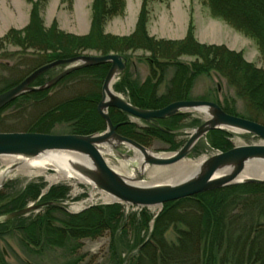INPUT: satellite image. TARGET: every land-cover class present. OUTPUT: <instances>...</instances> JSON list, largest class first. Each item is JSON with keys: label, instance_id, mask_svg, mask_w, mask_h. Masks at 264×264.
<instances>
[{"label": "trees", "instance_id": "trees-1", "mask_svg": "<svg viewBox=\"0 0 264 264\" xmlns=\"http://www.w3.org/2000/svg\"><path fill=\"white\" fill-rule=\"evenodd\" d=\"M202 1L213 17L250 38L264 61V0ZM123 4L124 0H94L92 24L89 32L82 37L62 32L56 26L43 28L38 11L34 9L31 25L25 33L17 35L19 32H10L0 43L11 42L23 46V49L26 46L38 47L41 52L37 58L38 62L41 60L39 65L79 56L85 50L97 51L100 55L112 52L126 57L127 51L143 49L150 53L147 61L149 64L158 63L157 57L161 56L172 66H178L179 81L189 80L187 75L193 77V69L215 70L238 94L246 95L251 105L257 107L264 104L263 70L247 62L241 53L223 47L203 46L193 36L177 43L155 40L146 31L147 16L144 9L130 36L104 35L102 24L109 15L122 10ZM181 55H194L202 62L192 64L191 69H185V66L176 64ZM108 68L109 63H103L72 71L47 89L21 94L0 108V112L14 104L29 108L49 102L48 93L51 89L69 79L86 77L92 79V82L85 91L42 109L26 128V132L52 133L59 125L66 128L67 134L85 135L102 131L105 122L96 107L101 97V82ZM49 73L48 70L40 75L33 84H42ZM144 86H137L130 81L126 73L114 89H129V101L142 109H159L171 101L190 97L180 93L174 99L170 97L167 101H160L153 91ZM222 110L234 114L224 107ZM108 114L113 124L120 123L116 129L118 134L145 146L152 139L173 144V134L168 132V128L177 129L182 118V115H176L139 126L129 121L128 115L118 109L109 108ZM256 117L248 119L257 122ZM261 124L264 125V122ZM226 136L224 131L211 130L210 146L228 149L225 147ZM39 184L27 185L24 191L4 203V197L0 195V215L21 209L28 200L36 199L40 194ZM67 190L66 187H50L40 197V203L52 204L41 207L38 214L32 217L23 215L5 219L0 223V237L15 232L23 252L37 259L47 256L53 250L74 257L73 253L80 247V240L94 239L105 232H110L111 237L119 233L121 237L117 241L113 239L110 244L114 262L118 264L121 258L117 247L121 245V238L126 235L128 227L132 231L131 243L136 251L127 258L126 264H264V183L229 185L167 202L156 216H152L146 208H142L139 214L125 216L120 205L111 204L90 207L76 214L60 212V218L54 217L52 213L60 211L56 203L65 196ZM238 207L241 209L237 210ZM236 219H240V222H236ZM171 224H181L183 228H176L174 240H167L165 231ZM128 244L126 242L129 250L131 246ZM78 260L76 257L66 259L63 264H77ZM0 264H9L1 250Z\"/></svg>", "mask_w": 264, "mask_h": 264}, {"label": "rangeland", "instance_id": "rangeland-1", "mask_svg": "<svg viewBox=\"0 0 264 264\" xmlns=\"http://www.w3.org/2000/svg\"><path fill=\"white\" fill-rule=\"evenodd\" d=\"M93 2L94 0H0V40L13 31L19 32L17 35L25 33L26 28L31 25L30 21L34 9L38 11L43 28L49 29L56 26L62 32L80 37L85 36L92 24ZM143 9L147 16L146 31L155 40L177 43L183 41L188 36H193L194 40L203 46L223 47L226 50L241 53L247 62L254 64L257 68L264 71V61L260 57L254 42L229 24L213 17L202 0H124L122 10L106 18L102 24V33L115 37L130 36L135 31V26L140 19ZM25 48L13 45L11 42L0 43V93L12 87L10 85L13 83H19L34 69L42 66L39 65L41 60L37 61L38 56L41 55L38 47L26 46ZM100 54L97 51L85 50L80 55ZM123 57L126 59V69L115 78L112 90L128 101L130 95L129 89L125 88L122 91L114 89V86L121 81L126 73L130 81L135 82L137 86L144 84V87L153 91L154 96L160 101H167V98L170 97L174 99V96L186 93L185 95L190 96L188 99H179L171 102L183 100L212 101L217 103L221 108L224 107L234 113L231 115L245 119L257 116V122H264V104H260L257 107L251 105L246 95L238 94L227 80L215 70L196 71L193 69V77L187 75L189 80L183 82L182 80H178V66H172L161 56L157 57L156 62L158 63L153 64L147 62L150 53L143 49L127 51L126 57ZM176 61L177 65L181 64L185 66V69H191L192 64L202 62V60L194 55H181ZM179 67L183 69V67ZM65 68V65H59L50 69L49 75H46L45 81L40 85L46 83ZM91 82L92 79L86 77L69 79L49 91V102L47 101L46 103L29 108L20 104L9 106L0 112V132H26V128L37 118L42 109L48 107L50 104L85 91ZM32 85L40 86L33 83ZM179 115H182V118L180 119L178 128L172 130L168 128V132L173 134V144L160 139H152L146 146H143L157 154L177 151L187 140L190 131L204 122L202 113L194 110H187ZM127 119L134 121L139 126L143 124L142 121L132 119L129 116ZM65 131L66 128L59 125L52 130V134H67ZM210 131L198 139L185 160H196L202 156H210L216 152L226 151L227 148L222 150L210 146ZM220 131H224L227 134L225 137V140H227V146H225L228 147L227 150L235 146L252 145L261 142L250 134L226 130ZM104 148L106 147L104 146ZM126 156L132 157L133 153L125 146L117 147L111 154L103 152L106 163L116 171H118L120 163L124 162ZM149 167L155 166L151 165ZM2 168L4 166L0 162V169ZM53 173L54 171L50 169L46 172V174ZM141 180L147 182L149 181V177L143 174ZM38 183L41 186L39 191L41 194L48 185L42 175L31 179L17 175L6 180L0 188V195L4 197L2 203L15 198L24 191L27 185ZM238 184L243 183L233 185ZM52 186L66 187L68 189L65 196L56 203L60 207V211L52 213L57 218L62 216L60 212L76 214L90 207L111 204L120 205L125 216H129L131 213L139 214L142 209L124 203L106 202L99 191L89 185L73 180L59 181L51 184ZM40 194L36 199L28 200L23 207L29 204L40 203ZM240 209L241 207L237 208V210ZM146 210L152 216H156L162 208H146ZM39 211L40 208L31 211L25 216H35ZM8 214L9 212H5L0 215V223L6 219ZM235 221L240 222V219H236ZM151 227L152 220L149 222V231ZM176 228H183V225L176 224L174 226L171 224L165 231L167 240H174ZM126 229L128 231L121 238V245L117 247L121 258V262L118 264H126L127 258L136 251L131 243L133 237L132 231L128 227ZM120 237L119 233L111 237L110 232H105L94 239L84 238L80 240V247L73 253V256L79 259L77 264H115L110 244L113 239L117 241ZM126 242L129 243L128 245L131 246V249L129 248L128 250V247L126 248ZM0 250L9 264H63L66 259L74 258L65 256L59 250H53L47 253V256L44 255L33 259L23 252L15 232L0 237Z\"/></svg>", "mask_w": 264, "mask_h": 264}, {"label": "water", "instance_id": "water-1", "mask_svg": "<svg viewBox=\"0 0 264 264\" xmlns=\"http://www.w3.org/2000/svg\"><path fill=\"white\" fill-rule=\"evenodd\" d=\"M103 63H109V68L101 85V97L96 110L105 122L104 130L85 135L0 132V155L35 157L42 153L53 151L70 152L87 157L94 168L89 172L93 181L92 188L109 196L111 198L110 203H124L141 208H162L164 203L237 183H264V179L255 177L240 181L236 180L247 162L264 164L263 124L228 114L217 103L212 101L183 100L171 102L159 109H142L134 106L113 90L112 92H108V97L106 98L105 91L108 90V86L112 87L115 78L126 69V59L119 54L79 55L46 63L34 69L16 85L1 92L0 108L25 92L39 91L51 87L59 79L72 71ZM59 65H65L66 68L43 85H32L40 75ZM109 108L118 109L132 119L151 124L160 119L179 115L187 110L207 113V115L210 114V117L204 119V122L200 126L190 131L187 140L177 151L165 153L168 155L163 156L151 152L135 140L118 134L116 128L120 123H112L108 114ZM156 126L162 130L159 125L156 124ZM213 129L250 134L261 142L252 145L235 146L223 152L204 156L198 164V168L194 171L191 170V174L185 179L173 184L136 185L129 183V180L127 181L125 177L112 169L103 157V152H107V148L113 151L119 146L131 145L141 152L148 154L146 158L148 166L169 167L184 160L194 148L198 139ZM114 141H118V144H114ZM49 169L53 171V169ZM141 177L142 174L138 176L137 180L142 181ZM50 187L51 184H48L41 192V196ZM48 204L52 203L29 204L9 213L6 219L27 215L31 211Z\"/></svg>", "mask_w": 264, "mask_h": 264}, {"label": "bare ground", "instance_id": "bare-ground-1", "mask_svg": "<svg viewBox=\"0 0 264 264\" xmlns=\"http://www.w3.org/2000/svg\"><path fill=\"white\" fill-rule=\"evenodd\" d=\"M105 91L106 98L108 92H112V87L108 86ZM201 113V112H200ZM204 119H208L210 114L202 113ZM118 144V141H114ZM132 151L133 156L127 157L124 162L120 163L118 173L129 183L136 185H159L177 183L198 168V164L202 160L199 157L196 160H181L180 162L169 167H149L146 163L148 154L141 152L139 149L131 145H125ZM107 153H113L112 149L107 148ZM158 155L166 156L168 154L161 153ZM0 162L4 168L0 169V188L4 182L14 176H24L28 179L37 176H44L48 184H55L59 181L73 180L90 187H93L92 177L89 174L93 170L90 160L87 157L70 153V152H45L35 157H24L18 155H0ZM53 169V174H46L47 170ZM146 174L149 181H138V176ZM250 177L264 179V164L259 162H247L243 171L236 180L240 181ZM106 202H110L111 198L105 194H101ZM80 208V207H79Z\"/></svg>", "mask_w": 264, "mask_h": 264}, {"label": "flooded vegetation", "instance_id": "flooded-vegetation-1", "mask_svg": "<svg viewBox=\"0 0 264 264\" xmlns=\"http://www.w3.org/2000/svg\"><path fill=\"white\" fill-rule=\"evenodd\" d=\"M117 129V128H116Z\"/></svg>", "mask_w": 264, "mask_h": 264}]
</instances>
